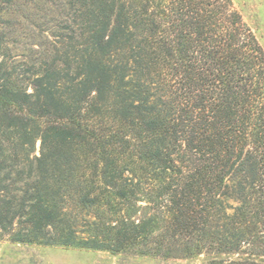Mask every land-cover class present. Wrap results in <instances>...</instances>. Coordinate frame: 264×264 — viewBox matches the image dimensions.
Here are the masks:
<instances>
[{"label":"trees","instance_id":"obj_1","mask_svg":"<svg viewBox=\"0 0 264 264\" xmlns=\"http://www.w3.org/2000/svg\"><path fill=\"white\" fill-rule=\"evenodd\" d=\"M2 234L264 264V48L232 0H0Z\"/></svg>","mask_w":264,"mask_h":264},{"label":"rangeland","instance_id":"obj_2","mask_svg":"<svg viewBox=\"0 0 264 264\" xmlns=\"http://www.w3.org/2000/svg\"><path fill=\"white\" fill-rule=\"evenodd\" d=\"M245 22L264 48V0H232ZM39 142L35 154L39 152ZM203 259H167L112 254L106 251L73 247L21 244L0 236V264H202Z\"/></svg>","mask_w":264,"mask_h":264}]
</instances>
